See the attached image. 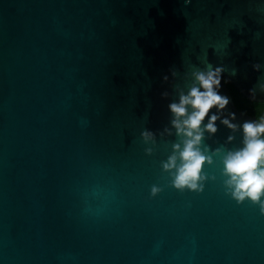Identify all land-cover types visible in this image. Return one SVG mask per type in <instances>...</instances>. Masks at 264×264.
<instances>
[{"label":"water","instance_id":"water-1","mask_svg":"<svg viewBox=\"0 0 264 264\" xmlns=\"http://www.w3.org/2000/svg\"><path fill=\"white\" fill-rule=\"evenodd\" d=\"M216 67L223 116L259 121L228 86L264 104V0H0V264H264V211L223 186L239 130L204 134L198 192L161 168Z\"/></svg>","mask_w":264,"mask_h":264},{"label":"clouds","instance_id":"clouds-1","mask_svg":"<svg viewBox=\"0 0 264 264\" xmlns=\"http://www.w3.org/2000/svg\"><path fill=\"white\" fill-rule=\"evenodd\" d=\"M258 67L254 66V69ZM222 71L221 67H216L192 72V85L187 93L181 91L178 101L169 105L171 128L178 143L172 145L171 154L161 163V168L169 174L175 189L200 191L205 180L202 165H210L212 156H221L222 151L217 148L209 155L207 146L201 148L202 140L205 133L211 136L216 132V121L219 120L231 132L239 130L242 137L240 148L225 151L221 156L225 192L237 203L244 200L253 204L259 202L264 211V200L261 199L264 197V117L238 126L232 123L235 119L233 114L223 116L228 101L219 94ZM260 90L264 92V85ZM213 108L215 112L208 115ZM206 116L208 121L201 127ZM165 133L171 134L168 129ZM141 138L145 144L155 142L150 131L142 132ZM232 139L229 136L228 142ZM146 151L150 153V149ZM156 191L158 189H152L153 194Z\"/></svg>","mask_w":264,"mask_h":264},{"label":"trees","instance_id":"trees-1","mask_svg":"<svg viewBox=\"0 0 264 264\" xmlns=\"http://www.w3.org/2000/svg\"><path fill=\"white\" fill-rule=\"evenodd\" d=\"M230 93L233 97V102L235 107L242 113L254 117L260 120L264 117L263 112L261 111L264 108V104L253 103L248 101L242 95H240L233 87L228 86Z\"/></svg>","mask_w":264,"mask_h":264},{"label":"flooded vegetation","instance_id":"flooded-vegetation-1","mask_svg":"<svg viewBox=\"0 0 264 264\" xmlns=\"http://www.w3.org/2000/svg\"><path fill=\"white\" fill-rule=\"evenodd\" d=\"M262 112H263V114H264V108L261 110Z\"/></svg>","mask_w":264,"mask_h":264}]
</instances>
